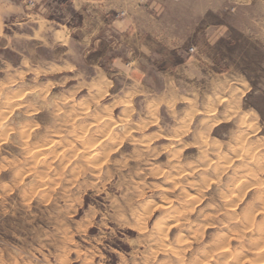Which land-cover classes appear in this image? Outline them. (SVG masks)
<instances>
[{"label":"rangeland","instance_id":"374dc122","mask_svg":"<svg viewBox=\"0 0 264 264\" xmlns=\"http://www.w3.org/2000/svg\"><path fill=\"white\" fill-rule=\"evenodd\" d=\"M80 1L0 0V264H264V0Z\"/></svg>","mask_w":264,"mask_h":264},{"label":"crops","instance_id":"0c3cea01","mask_svg":"<svg viewBox=\"0 0 264 264\" xmlns=\"http://www.w3.org/2000/svg\"><path fill=\"white\" fill-rule=\"evenodd\" d=\"M93 1L96 2V5H94L95 7H92V8H95V9L98 8V17L102 16L103 11L105 13H109L111 11L112 12L120 11V10H122V8H124V7L126 8L127 7L126 5L128 4L129 9L132 10V12H130L131 17L128 18V21L125 20L124 22H118V21L112 22V23H110L109 26L115 25L117 27V26L129 25L131 28L132 27L134 28V26L136 28H138V27L140 28V26H145V24H143L141 21L134 20V15H135L134 12L136 14L145 15L146 19L154 20L155 17L151 16L150 15L151 13H153L155 16L156 15L160 16V14L163 15L164 13L169 11L172 7H175L177 4L180 5L181 8H187V9L196 8L195 4H197L198 2L204 1V0H81L80 2H78V5H79V3H80V5L82 3L83 4L84 3L92 4ZM77 6H76V8H77ZM98 24L99 25L101 24V26H102V24L105 25V23H102V21H100V20H99ZM84 25H85V23H84ZM135 30L137 31V29H135ZM95 33H96L95 30L93 31L91 29L87 36H85V35L83 36V38H82L83 42L87 41L89 44L92 43V41H93L92 38L94 37ZM139 39L142 40L141 38H139ZM121 65H122V63L120 62V60L114 61L115 67H118ZM181 98H180V103H181ZM186 104H188V103H186Z\"/></svg>","mask_w":264,"mask_h":264},{"label":"bare ground","instance_id":"6f19581e","mask_svg":"<svg viewBox=\"0 0 264 264\" xmlns=\"http://www.w3.org/2000/svg\"><path fill=\"white\" fill-rule=\"evenodd\" d=\"M191 101V97H189L188 95L187 96H183L182 98H181V103L182 104H186V103H189ZM154 124V123H153ZM5 134V133H4ZM85 138V137H84ZM204 142V141H203ZM200 150V149H199ZM242 150V149H241ZM240 150V151H241ZM198 153H202L201 151H198ZM261 156V155H260ZM234 159V158H233ZM249 161H253L252 160V158H251V160H249ZM221 164V163H220ZM198 167H203V163L202 162H199V164H196ZM213 166V165H212ZM217 169V168H216ZM194 172V170H191V169H189L187 172H185V175H190L191 173H193ZM241 172V171H240ZM193 197V196H192ZM192 197L191 196H187V201H181V202H183V203H186V202H188V201H191V200H193L192 199ZM195 200H196V198H195ZM195 202V201H194ZM170 206H171V200L169 199V198H167V197H164V198H162L161 199V201H160V203H159V209L161 208V209H163V210H166V212H167V210H169L170 209ZM172 207V206H171ZM183 208V204L182 203H178L177 205H175V206H173V208H172V210H174L175 211V213L176 212H178L179 213V211H181V209ZM232 209V208H231ZM174 211H172L171 213L173 214L174 213ZM182 212V211H181ZM180 212V213H181ZM167 213H169V212H167ZM179 213V214H180ZM168 215V214H167ZM182 215H184V212H183V214ZM187 215V214H186ZM175 216V215H174ZM176 216H178V215H176ZM172 217V216H171ZM173 218H175V217H173ZM167 218H166V216L165 215H163L161 218H160V220H158V221H155L154 222V224H153V226H152V230H153V232L151 233V239L153 238H156V237H158V235H161V232H162V230L164 229V227H165V225H164V222H166L165 220H166ZM186 219V218H185ZM180 220V219H179ZM247 221V224H249L248 222V219H246ZM175 221V220H174ZM174 221H172V222H174ZM252 222V221H251ZM175 223H176V221H175ZM178 223V222H177ZM173 224V223H172ZM176 225L177 224H175L174 226H172L171 228H175L176 227ZM252 226V225H251ZM263 226V224H261L260 225V227H262ZM263 228V227H262ZM250 229V228H249ZM259 229V228H258ZM180 238V237H179ZM178 241V240H177ZM153 242V241H152ZM179 242V241H178ZM184 243V242H183ZM175 242L172 240H170V241H168V242H166V245L164 246V251H166L167 250V253H165L164 252V254H165V261H168V260H170V258L172 257V248L175 246ZM178 245V244H177ZM188 245V244H187ZM181 249V248H180ZM185 250V249H184ZM227 250V249H226ZM175 252V251H174ZM237 253H238V251L237 250H233L232 251V253H231V256L232 257H235L236 255H237ZM208 254V253H207Z\"/></svg>","mask_w":264,"mask_h":264}]
</instances>
